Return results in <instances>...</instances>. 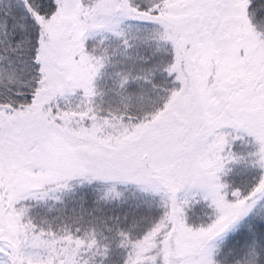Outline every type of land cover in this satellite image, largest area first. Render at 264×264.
<instances>
[{"label": "snow or ice", "instance_id": "obj_1", "mask_svg": "<svg viewBox=\"0 0 264 264\" xmlns=\"http://www.w3.org/2000/svg\"><path fill=\"white\" fill-rule=\"evenodd\" d=\"M0 264H264V0H0Z\"/></svg>", "mask_w": 264, "mask_h": 264}]
</instances>
